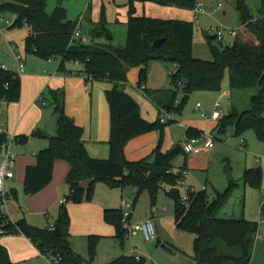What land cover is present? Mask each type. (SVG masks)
I'll return each mask as SVG.
<instances>
[{
  "label": "trees",
  "instance_id": "obj_1",
  "mask_svg": "<svg viewBox=\"0 0 264 264\" xmlns=\"http://www.w3.org/2000/svg\"><path fill=\"white\" fill-rule=\"evenodd\" d=\"M65 0H57L52 12L47 10V0H1L0 12H14L18 20L12 26L27 24L29 31L25 37V50L43 59H61V69L67 62H78L81 72L87 74L86 80L108 79L113 87L106 90L110 109V155L108 158L92 157L83 138L84 129L77 124L65 109L63 90L50 89L49 104L56 115L57 130L53 135L40 133L48 138L49 144L36 154V163L26 167L24 189L34 194L53 177L54 163L64 159L70 165L67 174L69 194L66 200L74 202L91 200L94 186L104 181L111 187L133 185L137 195L147 190L155 203L159 189L169 184L167 194L174 201V218L178 228L195 234L193 242V264H249L253 255L256 221L247 218L221 217L218 212L229 199L237 184L230 178L223 191L209 200L204 190L189 193V202H183L179 182L184 180L181 169L174 170L172 160L183 151L180 143L166 151L160 145L148 156L140 160H129L125 153L127 142L134 136L159 131L160 142L165 125L161 117L154 121L144 118L137 100L120 87L127 80L130 67H140L138 85L144 84L147 77V65L152 59H162L173 63L171 70L172 87L164 90L146 88L151 100L162 111L180 114L184 103L191 93L198 90H219L226 71H228L230 89H248L259 87L251 96L250 107L239 111L232 106L221 121L220 127L227 124L235 127V133L241 135L248 129H254L260 139H264V0H261L260 16L255 18L246 0H236V7L242 24L255 35L257 42L250 43L236 39L231 44L211 45L213 59L206 60L193 55L195 25L193 21L166 19L148 15H137L134 0H130L127 19V38L125 44H111L100 40L82 42L73 38L76 21L67 16L63 5ZM147 1V0H141ZM162 5H171L192 9L197 0H150ZM96 26L93 36L97 39L107 34L106 19ZM162 39L160 46L154 41ZM208 38H216L215 35ZM180 82V84H179ZM21 80L14 77L12 71L0 68V96L8 101H18ZM182 94V97H179ZM188 138L199 137L201 133L191 128ZM17 137V136H16ZM27 138L23 135L19 140ZM7 133L0 132V150L7 142ZM245 184L261 187L263 173L261 168H247L242 176ZM88 181L87 186L83 182ZM14 194V188L8 191ZM264 210V204H263ZM104 219L116 227V236L123 240L126 236L123 227L121 208H105ZM0 228L6 233L19 231L28 237L40 253L51 252L62 257L64 264H87L84 256L77 253L69 241L70 214L65 202L52 227H39L28 223L25 218L12 221L8 215L0 212ZM96 236H89V255L94 257ZM0 264H15L10 259L8 249L0 244ZM109 264H152L144 256L123 254Z\"/></svg>",
  "mask_w": 264,
  "mask_h": 264
},
{
  "label": "rangeland",
  "instance_id": "obj_2",
  "mask_svg": "<svg viewBox=\"0 0 264 264\" xmlns=\"http://www.w3.org/2000/svg\"><path fill=\"white\" fill-rule=\"evenodd\" d=\"M1 1V0H0ZM141 0H134L136 2ZM201 1L206 6L220 3L221 6L213 10L211 15L204 18L203 13L198 14V19L194 20L196 31L193 38V55L202 59L211 60L213 54L211 45H226L231 44L236 40V36L226 32L223 39L213 38L215 30L206 32L204 27L222 25L227 28H236L239 32L243 29L239 12L236 7V0H197ZM249 4L250 11L253 16L260 15L261 0H246ZM157 3V2H156ZM57 5V0H47V10L52 12ZM63 5L67 9V16L69 19L76 21L78 16L84 13V24L82 26L83 35L87 36L88 41H103L111 44H125L127 38V19L130 6V0H65ZM136 7V6H135ZM187 14L190 9L183 8ZM7 14L8 12H0ZM91 15V16H90ZM91 17V18H90ZM106 19L107 34L112 35L113 38H108L107 34L97 39L93 36L94 29L102 21ZM95 19V20H94ZM4 34H0V62H5L9 66L14 67L15 61L13 53L10 50L9 43L18 44V50L25 56H32L25 50V36L28 33V27L23 24L21 26L7 27L2 23ZM250 42V41H249ZM257 42V39H256ZM250 42V43H256ZM175 69V65L162 59H152L147 65V77L145 83L154 90L170 89L172 87V79L170 71ZM140 67H130L127 75V80L120 84L121 88L128 86L130 91L137 86L139 79ZM102 81V80H101ZM132 87V88H131ZM229 88L228 71H226L222 86L219 90H198L189 95L181 114L176 112L163 111V117L168 121L165 128L167 131L163 134L161 140L162 151H166L173 142L170 128L174 130V135L185 133V128L189 120L195 115H201L203 109L208 108L212 110L216 103H219L221 110V118L228 112L231 105H234L239 110H244L250 107L251 96L258 92L259 87H252L248 89H233L232 94L226 93ZM126 91V90H125ZM127 92V91H126ZM129 93V92H128ZM131 94V93H130ZM27 94L25 93V96ZM132 95V94H131ZM22 96V85L20 97ZM19 97V99H20ZM147 97V96H146ZM182 97V94H179ZM148 98V97H147ZM44 99H39L38 104L43 110L37 108H30L23 110V112L13 113L9 112L10 124L14 129L16 128L19 134L17 139L12 143L11 151L18 154L22 158L23 155H30L35 149L36 153L41 150L40 145L46 142L44 136L34 134L38 131L41 125L43 129L49 132L55 131L56 120L53 107L50 104L42 105ZM150 104L154 105L157 114L158 107L148 98ZM200 101L203 105L201 110L197 109L196 103ZM14 101H9L12 104ZM211 112V111H209ZM7 113L2 116H6ZM211 128L205 130L214 136L216 144L225 142L224 148L218 151V155L212 158L211 162L206 159L204 166L189 167V173L180 184L181 196L187 193V185H195L196 190L204 189L206 184L209 186L208 195L212 198L211 184L207 183L215 179L216 183L223 178L225 168L227 173L233 177H240L242 170L245 167V159L249 163L258 160L264 154V139H260L254 129H248L243 136L233 135L231 129L232 124H227L224 131L214 128L216 122H210ZM32 127V128H31ZM213 128V129H212ZM12 131H8L9 133ZM23 132V133H22ZM158 134L159 131H158ZM23 135L27 138L19 140ZM242 138L247 140V145L241 141ZM173 141V140H172ZM178 142V141H177ZM46 145V144H45ZM38 147V148H36ZM184 154L178 153L172 163L178 167L183 162ZM20 160V159H19ZM64 160V159H63ZM66 161V160H65ZM21 163L15 166L16 177L10 182L16 191V196L10 194L11 200L7 202V213L9 219L15 222L18 218H25L28 223L39 227H51L54 223L58 208L61 202L69 204H79L82 202L95 204L97 207H103V214L105 208H121L122 211L126 209V203L131 204V214L129 222L135 223L147 219V216L153 217V222L156 226V237L152 240H146L141 232L134 235H126L123 240L116 236L115 233L110 234L105 227L107 222L103 214L100 217L87 212L84 206H75L71 211V221H73V233L70 232L69 241L82 256L89 260L90 264H109L115 258L123 254H132L136 256H144L148 262L152 264H189L193 256V242L195 234L189 231L178 228L175 224L174 201L167 194L170 188L169 184L163 185L157 194L155 203L147 190H144L137 195V187L133 185H126L124 187H111L104 181L96 182L94 186L93 197L91 200L85 199L80 202L72 200L57 201L50 206L45 215L40 207H35L32 196L35 194H28L24 189V177L20 170ZM251 166H249L250 168ZM257 167V166H256ZM21 168V169H20ZM263 173V172H262ZM234 177V178H235ZM188 180V181H187ZM67 182V181H66ZM239 183V186H238ZM8 184V183H7ZM69 188V184H65ZM10 186V184L8 185ZM262 187V186H261ZM261 187H255L250 184H245L243 179L237 180V184L232 190L227 203L220 209L218 215L221 217L231 218H248L251 221L259 219L261 214V203L264 200V194L260 192ZM11 191V186L8 187ZM37 193V192H36ZM62 192H59V196ZM261 199V200H260ZM98 204V205H97ZM109 225V223H108ZM126 234V231H125ZM95 235V254L93 258L89 255V236ZM1 235L0 237H2ZM0 243L8 247L11 258L14 261H23L26 264H46L41 255L34 254V246L24 238L19 231H13L4 235L0 239ZM135 248V251H132ZM89 264V263H87Z\"/></svg>",
  "mask_w": 264,
  "mask_h": 264
},
{
  "label": "crops",
  "instance_id": "obj_3",
  "mask_svg": "<svg viewBox=\"0 0 264 264\" xmlns=\"http://www.w3.org/2000/svg\"><path fill=\"white\" fill-rule=\"evenodd\" d=\"M198 3H202V2L199 1ZM203 5L206 8V11L202 12L204 15V18L211 15L212 9L216 10L221 6V5L218 6L219 3L216 5L212 4L210 6H206L205 4ZM135 6H136L137 15H148V16L166 18V19H169V18L182 19V20H189L193 22L194 20L198 19V14L194 13L192 9H190L189 11L193 15H190V14H187V12H185L182 7L162 5L154 1H150V0L141 1V2L137 1L135 3ZM259 16H254V17L257 18ZM83 24H84V21H83ZM242 26H243V29L240 30L239 32L237 31L236 39H239L242 41L256 42L255 35L252 34L244 24H242ZM195 31H196V25H195ZM81 33L83 34L82 27H81ZM110 38H113V36L111 35ZM31 55L32 56L30 57L24 56L26 67H25L24 73L20 77L21 85H22V96L20 97L18 101H14L12 104L8 103L3 109L2 113L0 114V121L3 123L5 131L8 132L12 129L10 133H13L15 135L19 134L16 128L14 129L13 127H11L12 125L10 124V120H9L10 110L13 113L23 112V110L30 109V108H37L39 110H43L38 104L39 99L40 98L44 99L42 102V105H45L46 103L49 104L50 102L49 98L51 97L50 89L63 90L65 94L66 112L68 115L74 118L77 124L83 127L84 129L83 138H84L88 153L92 157L108 158L110 155L109 138H110L111 123H110V109H109V104L106 98V90L113 87L114 85L113 82H111L108 79H103L102 81L95 80V79L86 80L83 77V73L81 72L82 65L78 62H67L66 68L61 69L60 67L61 59L60 58L43 59L34 54H31ZM14 67H15V64H14ZM14 67H11V68H14ZM144 84H145L146 90L147 89L154 90V89L149 88L145 82ZM136 85L137 86H135V88L131 87L133 92L130 91L128 86H125L123 89L129 92V94L131 93L132 96L137 100L140 106V111H141L142 116L150 121H154L157 118L162 117L164 110L160 114V109L155 104L158 107V110H157L158 112L156 114V111L154 108L155 106L150 104L148 100V98H150L151 100L149 93H145V90L139 89V85L138 84ZM25 93L27 94L26 96H25ZM226 93L232 94V90L230 89V86L229 88H227ZM202 105L203 104L201 103V106ZM201 106L199 110H201L202 108ZM232 106L234 105H231V107ZM208 108L203 109V111L209 112L214 109L213 108L212 110H209ZM5 113H7V115L2 116ZM220 118L217 120H212V119L204 118L202 114L195 115L193 116V119L191 118L189 120L190 123L186 125L187 127H184L185 133L182 135H180V133L178 135H174V131H173L174 129L172 127L170 128V132L172 134V140H173V141L171 140L170 142H173V144L169 148H167V150L170 149L175 144L180 143L183 148L182 153L184 154L183 162L180 163V166L176 167L173 164L174 170L182 169V168H189V167L193 168V167H198L201 165L204 166L205 165L204 162L206 159L210 163L212 161L211 159L219 154L218 151L226 147L224 146L225 142L223 141H221V143H218V144L214 142V146L212 148H206V149H203L201 152L194 153L188 149V145H187L188 139H189L187 131L190 128L202 134L206 132L205 130L211 128L210 122H216L214 128H217L220 131H224L225 129L222 130L219 125L221 121ZM55 120H56V116H55ZM42 126L44 125H41L38 129L40 133H46L47 135H53L56 133V130H57V121H56L55 131L49 132L47 129H43ZM167 129H168V126L164 129V134L167 131ZM231 133H233V135H237L235 133L234 125H233V128L231 129ZM240 136H243V135L241 134ZM43 139L46 142L45 143L46 145L44 143L40 145L42 146L41 149L47 147L49 144V140L47 137L44 136ZM241 141L244 145H247L248 143L245 138H242ZM158 145H160L161 147L160 134H158V131L152 130V131L145 132L143 134H139L137 136L132 137L126 144L125 153L129 160H140L150 155L156 149ZM37 150L38 149H35L30 155H23L22 158L18 156V154H16L17 155L16 167L17 165L21 163L22 170L20 171L22 172L24 178H25V171H26L27 165L36 163ZM244 166L245 167L242 170V174L239 175L240 177L234 176L235 177L234 178L233 175H230L229 173H227V169L225 168L226 174L223 176V178L220 177V180L217 183L215 179L210 181V179L208 178L207 183L209 185L211 184L212 192H214L213 193L214 195H212L211 199H213L216 196L217 191H223L226 189V187L229 184L230 178L236 180V182L237 180L242 179L244 170L249 168V166H251L250 168H257V167L261 168L263 172V182H262V187H261L260 192L264 194V154L258 160L256 161L252 160L251 163H249L248 160L245 159ZM69 170H70V165L67 161L63 159H57L54 163L53 177H52L51 182L32 196L31 199L33 200L35 207H40L42 212L45 215H48L47 209L50 206H52V204L56 202L57 199L60 202L61 200L63 201L64 198L68 196L69 188L65 184L67 183L66 178H67V174ZM16 175L17 174L15 170V176L13 178H15ZM13 178L6 181L7 191L9 190L8 187L11 186L10 189L13 188L12 184L10 183L13 180ZM9 184L10 186H8ZM87 184H88V181L83 182V186H87ZM180 184L181 182L178 183L179 186ZM238 186H239V183H238ZM187 187L193 188L194 190H196L195 185L193 184H188ZM208 189H209V186L206 184L204 189H200L196 191L204 190L206 194L208 195ZM59 192H62V195L59 196ZM208 198H209V195H208ZM211 199L209 198V200ZM10 200L11 198L8 200V203ZM78 205L81 207L84 206L85 208L83 209H86V211L90 212V214L94 213V215H97V217L101 218V215L103 214V210H102L103 207H100V206L97 207L95 204H91V203L85 204V202H82L79 204H69L67 206L69 210V214H72L71 210L75 206H78ZM58 211H59V208H58ZM173 216H174V212H173ZM21 218H18V219H21ZM146 218L153 219V217L151 216H147ZM18 219H16L15 221H17ZM105 227L107 228L110 234L115 233L114 227H112L110 223L109 225L107 223ZM72 228H73V221H71V216H70V232L73 233ZM21 235L24 238H26L34 246L35 248V250L33 251L34 254L41 255L40 251L34 245V243H32V241L25 235L23 234ZM2 237H0V239ZM2 245L5 246L4 244ZM71 246H73V244H71ZM5 247L8 249L7 246ZM72 248L75 250L74 247ZM8 252L10 255L9 249H8ZM76 252L79 253L78 251ZM10 259L15 264H20V262H22V261H14L11 258V255H10ZM193 262L194 260L192 256L191 262L189 264H193ZM249 264H264V238L256 240L254 244L253 255H252V258Z\"/></svg>",
  "mask_w": 264,
  "mask_h": 264
},
{
  "label": "built area",
  "instance_id": "obj_4",
  "mask_svg": "<svg viewBox=\"0 0 264 264\" xmlns=\"http://www.w3.org/2000/svg\"><path fill=\"white\" fill-rule=\"evenodd\" d=\"M221 4L219 3L218 6ZM193 12L196 14L206 11L205 6L202 3H198L194 8ZM18 20V14L14 12H8L7 14L0 13V34L3 35L4 30L2 28V23L6 24L7 27H12ZM84 21V13L80 14L76 20V26L73 31V38L79 39L82 42H87L88 38L81 33V27ZM28 27L27 24H25ZM215 30V37L218 39H223L226 32L230 33L233 36L237 35L236 28H227L222 25L207 26L204 28L206 32L209 30ZM10 50L13 53V59L15 61V67L11 68L7 63H0V68L7 71H12L14 77H21L25 71V59L24 55L18 50V44L9 43ZM83 77L88 78L87 74H83ZM180 84V82H179ZM145 84L139 85V89L144 90ZM9 103L6 96H0V114L2 113L5 106ZM201 102L198 101L196 107L199 109ZM219 103L217 102L214 109L211 112L202 111L201 114L206 119L217 120L221 117V110L218 108ZM162 121H166V118L161 117ZM0 132L7 133V142L3 149L0 150V212L3 215L7 214V202L10 199L8 191L6 189V181L12 179L15 176V166L17 161V155L11 151L12 143L17 139V135L13 133L6 132L3 126V123L0 121ZM202 140V141H201ZM243 141V140H242ZM188 149L191 152L198 153L203 149L212 148L214 146V136L209 132H204L199 137H192L188 139ZM189 171L187 168L181 169V175L185 179ZM193 188L187 187V193L182 196L181 200L183 202H189V193L194 192ZM264 200L261 203V214L257 220V227L255 230V239L259 240L264 238V210H263ZM131 214V204L126 203V209L123 210V227L125 228L126 235H134L138 232H141L146 240H152L156 237V226L152 218H147L140 222L130 223L129 216ZM9 217V216H8ZM10 218V217H9ZM53 226V225H52ZM51 226V227H52ZM7 231L3 228H0V236L6 233ZM132 251H135V248H132ZM42 257L45 260L46 264H64L62 257L59 255H53L51 252L41 253ZM138 257V256H137ZM20 264H26L25 262H20Z\"/></svg>",
  "mask_w": 264,
  "mask_h": 264
},
{
  "label": "water",
  "instance_id": "obj_5",
  "mask_svg": "<svg viewBox=\"0 0 264 264\" xmlns=\"http://www.w3.org/2000/svg\"><path fill=\"white\" fill-rule=\"evenodd\" d=\"M107 37L110 38L111 35L107 34ZM161 43H162V39H161V38H157V39H155V41H154V45H155V46H160Z\"/></svg>",
  "mask_w": 264,
  "mask_h": 264
}]
</instances>
